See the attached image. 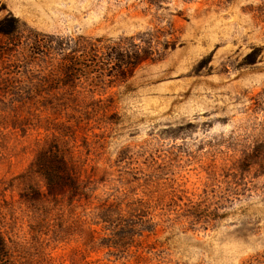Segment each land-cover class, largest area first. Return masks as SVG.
<instances>
[{
	"label": "rangeland",
	"instance_id": "374dc122",
	"mask_svg": "<svg viewBox=\"0 0 264 264\" xmlns=\"http://www.w3.org/2000/svg\"><path fill=\"white\" fill-rule=\"evenodd\" d=\"M2 28L15 264H264V0H0Z\"/></svg>",
	"mask_w": 264,
	"mask_h": 264
},
{
	"label": "trees",
	"instance_id": "16d2710c",
	"mask_svg": "<svg viewBox=\"0 0 264 264\" xmlns=\"http://www.w3.org/2000/svg\"><path fill=\"white\" fill-rule=\"evenodd\" d=\"M9 35L11 34L8 31H5L6 28L0 29V32ZM153 60V57H148V55L138 54L134 61H125L122 59L124 64L130 67H136L144 62ZM39 161V171L45 176L47 186L49 189V193L53 197H58L60 195L67 194L70 189V197L73 199L76 196L77 185L76 182L72 179L71 175L69 177L68 171L62 160H60L59 156L55 153L50 155H42L38 159ZM0 264H15V260L13 257V253L9 247L8 241L0 230Z\"/></svg>",
	"mask_w": 264,
	"mask_h": 264
}]
</instances>
